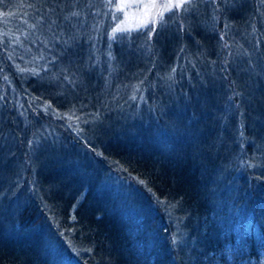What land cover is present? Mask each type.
<instances>
[{"label": "trees", "instance_id": "trees-1", "mask_svg": "<svg viewBox=\"0 0 264 264\" xmlns=\"http://www.w3.org/2000/svg\"><path fill=\"white\" fill-rule=\"evenodd\" d=\"M227 1L149 38L106 0H0V264H264L263 0L243 45Z\"/></svg>", "mask_w": 264, "mask_h": 264}, {"label": "snow or ice", "instance_id": "snow-or-ice-1", "mask_svg": "<svg viewBox=\"0 0 264 264\" xmlns=\"http://www.w3.org/2000/svg\"><path fill=\"white\" fill-rule=\"evenodd\" d=\"M106 2L109 7H114L117 11L123 12L126 20L129 17V11L126 10L136 9L139 21L136 24V27L147 28L149 23H151L152 27L148 29V35L149 38H151L152 33L156 31V23L159 20L164 19V14L166 12H170L173 8L188 11L187 8H184V5L194 6L196 0H167V2L163 4H158L156 0H151L150 3H143L142 0H120V3L115 5H113L112 0H106ZM73 15H75V13H73ZM123 23L124 22L122 21L121 24ZM121 24H118L117 27L112 30V34L109 36V39H113L114 34L118 31L130 30V25L122 27ZM140 182L145 183L144 181Z\"/></svg>", "mask_w": 264, "mask_h": 264}, {"label": "rangeland", "instance_id": "rangeland-1", "mask_svg": "<svg viewBox=\"0 0 264 264\" xmlns=\"http://www.w3.org/2000/svg\"><path fill=\"white\" fill-rule=\"evenodd\" d=\"M241 2V3H240ZM240 2H236L234 3L233 0H228L227 1V5H228V12L231 14V15H234V14H238L240 15V17H244V23H245V26L244 28H242V30H239L238 28L232 26L231 27V32L235 35V36H239L240 38V44H242V41H245V40H248V37L251 35V32L249 31L250 30V26L248 23H250V16H252V13L247 16V13L249 12V5L247 4L246 0L244 1H240ZM260 13H257V15L254 16L257 17L258 19V24H260L262 26L263 23H261V20L259 22V17L261 15H264V0L261 1L260 3V8L258 10ZM253 18V19H254ZM257 36H261V38H264V25L261 27V29L258 31V34ZM243 37H247V39L243 40ZM254 64L257 66V67H262L261 65V62L258 61V60H253Z\"/></svg>", "mask_w": 264, "mask_h": 264}]
</instances>
